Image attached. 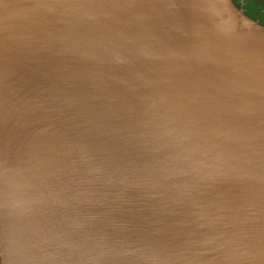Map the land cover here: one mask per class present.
I'll return each mask as SVG.
<instances>
[{
  "label": "water",
  "instance_id": "95a60500",
  "mask_svg": "<svg viewBox=\"0 0 264 264\" xmlns=\"http://www.w3.org/2000/svg\"><path fill=\"white\" fill-rule=\"evenodd\" d=\"M65 1L0 0V264H264V25L185 0L93 39Z\"/></svg>",
  "mask_w": 264,
  "mask_h": 264
},
{
  "label": "bare ground",
  "instance_id": "6f19581e",
  "mask_svg": "<svg viewBox=\"0 0 264 264\" xmlns=\"http://www.w3.org/2000/svg\"><path fill=\"white\" fill-rule=\"evenodd\" d=\"M145 4L146 2V7L147 9L143 8L141 6V3ZM185 0H118V1H113L112 4L118 5V7H114L111 6L109 3V0H66L65 4H61V6L63 7V11H61L62 14V18L66 19L67 17L70 18H79L82 20H85L86 23H89L90 26L94 27V31H86V30H82V22L79 20H75V22H72L73 25L72 28L76 29L74 30L73 33H75L74 35L77 36V34H82L83 33V37L85 38H93L96 39V25H100L104 26L105 23L108 22H104L103 20L99 19V13L104 14V13H110V12H116V13H121L123 12H130L133 13V10L135 13V15H137V12H140V10L142 9L143 11H145L144 13H146L147 15L150 16H155V14L153 13L154 11L152 10L153 7L151 6L153 3L155 4H160L162 5V7L164 6L165 8L172 10L177 16L184 18H189V11L188 9L182 5V3H184ZM209 3V5H220L222 2V0H206V4ZM119 9V10H117ZM149 9V10H148ZM150 9L153 11H150ZM210 10H205L203 9V11H197L195 13V18L196 20L199 18H202L204 15H206L207 13H209ZM96 13V15H95ZM241 17L242 19H246L243 15V13L241 12ZM140 17H143V15H139ZM101 19H104L103 16L101 17ZM184 22V21H183ZM186 26V27H185ZM184 29L185 31L183 32L184 34H189L191 35L192 31L189 28H192L190 25H186L185 24ZM100 29V27L98 28V30ZM123 38V35H120L118 37L119 40H121ZM177 45V44H176ZM161 49L166 50L167 47L164 46ZM168 50V49H167ZM94 55L96 56V52L94 53ZM165 56V54L160 51L158 52H154L152 54L153 57L148 58L149 60L158 58L160 56ZM173 53L170 51H168V58H170L171 61L175 62L173 63L174 65L177 64V66H179L181 69H183L185 72L187 71V69H189L190 71H193V68L190 66L189 62L187 63H182L181 60L176 57L173 56ZM179 56V55H178ZM66 71L68 72V70L66 69ZM39 71V73L37 75H49L47 72L43 71L41 72ZM191 79H193V76L191 75ZM50 82V80H47L46 83L48 84ZM37 147V144L35 145ZM157 152V153H156ZM163 153V152H162ZM152 155L154 157H158L161 155V153H159V151L155 150L154 153H152ZM164 156V153L162 154V157ZM83 262L86 263V261L83 259ZM76 264H80L78 262V258H76ZM84 264V263H83Z\"/></svg>",
  "mask_w": 264,
  "mask_h": 264
},
{
  "label": "rangeland",
  "instance_id": "374dc122",
  "mask_svg": "<svg viewBox=\"0 0 264 264\" xmlns=\"http://www.w3.org/2000/svg\"><path fill=\"white\" fill-rule=\"evenodd\" d=\"M233 3L241 8L244 6L246 13L254 20H260L264 25V0H232Z\"/></svg>",
  "mask_w": 264,
  "mask_h": 264
},
{
  "label": "crops",
  "instance_id": "0c3cea01",
  "mask_svg": "<svg viewBox=\"0 0 264 264\" xmlns=\"http://www.w3.org/2000/svg\"><path fill=\"white\" fill-rule=\"evenodd\" d=\"M241 7H243L244 8V6H241ZM249 16V15H248Z\"/></svg>",
  "mask_w": 264,
  "mask_h": 264
}]
</instances>
